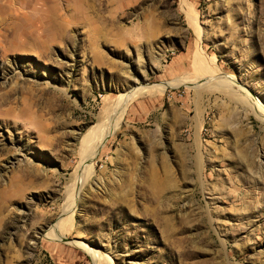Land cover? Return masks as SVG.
Masks as SVG:
<instances>
[{
  "label": "rangeland",
  "instance_id": "374dc122",
  "mask_svg": "<svg viewBox=\"0 0 264 264\" xmlns=\"http://www.w3.org/2000/svg\"><path fill=\"white\" fill-rule=\"evenodd\" d=\"M0 264H264V0H0Z\"/></svg>",
  "mask_w": 264,
  "mask_h": 264
},
{
  "label": "bare ground",
  "instance_id": "6f19581e",
  "mask_svg": "<svg viewBox=\"0 0 264 264\" xmlns=\"http://www.w3.org/2000/svg\"><path fill=\"white\" fill-rule=\"evenodd\" d=\"M153 88L156 89L159 92H164L168 88V86H165V87L153 86ZM122 110H120L119 106H116V108H113V109L107 111V116L105 117L106 118L105 121L103 120V122H100V124H99L101 126V129L97 133V136H96V142H98V144L101 143V145H103L115 133V131L118 129L120 121H118L117 119L116 120H112L110 115H111V113H117V112L121 114ZM107 123H111V124L108 127H106ZM88 145L89 144H87L86 146H88ZM96 153H97V150L93 149L92 154L90 156V160H92L94 158V155ZM89 167H90V171H89V174H88V178L92 175L93 165L91 164ZM81 173H82V171L79 170V168H78L77 176H76L77 179H75L76 181H79V179L81 178ZM74 187H76V186H74ZM78 190H79V187H76V190L75 191L73 190V192L71 193L70 198L68 200L69 207L71 206V203L74 206V204H75V196H76V193L78 192ZM74 192H76V193H74ZM73 194H75V195H73Z\"/></svg>",
  "mask_w": 264,
  "mask_h": 264
}]
</instances>
